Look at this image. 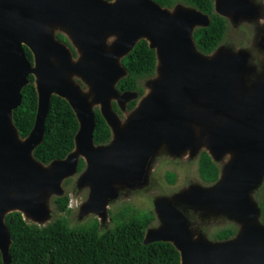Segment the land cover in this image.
Instances as JSON below:
<instances>
[{"label":"water","instance_id":"95a60500","mask_svg":"<svg viewBox=\"0 0 264 264\" xmlns=\"http://www.w3.org/2000/svg\"><path fill=\"white\" fill-rule=\"evenodd\" d=\"M170 10L152 0H0V253L4 264L9 262L10 246L4 216L18 211L34 222L48 219L46 196L63 194L61 184L77 172L80 157L85 169L79 184L90 189L81 214L93 213L103 221L107 204L119 190L146 182L156 155H188L196 149L201 131L212 158L217 161L230 153L229 161L212 186L184 188L171 198H159L161 225L148 231L143 243H171L179 253V264H264V225L251 196L264 178V75L247 88L252 50L226 53L219 46L203 55L195 48L192 32L207 26L208 16L181 4ZM214 11L238 22L257 18L259 9L252 0H214ZM55 26L67 31L79 52L76 58L49 34ZM108 34L117 35L109 49L104 44ZM140 39L155 51V76L146 81L150 92L131 110L128 130L115 132L112 101L123 107L137 96L115 88L126 74L120 60ZM256 44L264 50V35ZM24 47L30 50L33 64L26 60ZM28 75L37 106L33 127L21 139L11 115L21 102ZM72 75L88 86V95L69 80ZM52 95L68 102L78 129L73 150L64 159L43 165L32 151L42 141ZM94 107L111 130L107 145L93 144ZM179 202L242 223V229L225 241L194 239L187 221L171 209ZM164 209L169 213L163 214Z\"/></svg>","mask_w":264,"mask_h":264},{"label":"trees","instance_id":"16d2710c","mask_svg":"<svg viewBox=\"0 0 264 264\" xmlns=\"http://www.w3.org/2000/svg\"><path fill=\"white\" fill-rule=\"evenodd\" d=\"M111 1V0H106ZM162 8L172 9L181 4L207 15L209 23L205 27H196L192 32L195 48L203 55L212 53L222 42L227 29L226 18L214 11V0H152ZM55 39L67 46L73 58L77 53L70 41L61 33ZM26 60L33 64L30 50L24 47ZM126 74L116 84V90L135 92L136 98L127 102L125 109L133 110L139 99L144 96L141 82L155 76L156 55L146 40L140 39L120 60ZM21 90V102L12 111L11 119L19 137L25 138L31 131L37 106V93L31 75ZM112 109L119 113L117 104ZM95 126L92 135L94 145H107L112 133L101 116L98 107H94ZM78 121L68 102L52 95L44 120L42 141L32 151L33 158L48 165L54 160L64 159L74 148V135ZM85 162L79 158L76 171L82 173ZM219 166L206 152H201L197 160V172L200 179L211 184L217 182ZM174 174L166 173V179L173 183ZM68 179L63 183H67ZM254 199L258 205L259 220L264 225V180L255 190ZM50 206L59 215L53 216L46 224L29 223L18 211L4 216V223L10 236L8 264H179L178 251L168 242L143 243L145 229L151 224L150 213H138L132 207L125 206L115 212H109L111 225L101 230L99 222L92 217L84 223L71 225L68 219L70 209L67 193L53 196ZM235 233L233 227L224 228L213 236L214 240H229ZM0 264H4L0 253Z\"/></svg>","mask_w":264,"mask_h":264},{"label":"rangeland","instance_id":"374dc122","mask_svg":"<svg viewBox=\"0 0 264 264\" xmlns=\"http://www.w3.org/2000/svg\"><path fill=\"white\" fill-rule=\"evenodd\" d=\"M252 3L256 6L257 5L260 6L261 9L264 8V0H252ZM176 5H179V4H176ZM176 5H174L173 8ZM173 8L170 11H172ZM256 19L258 20L255 21ZM48 32L52 36H55L56 33H61L64 36H66V38L69 37L67 31L57 26L51 27L50 29H48ZM262 35H264V15H260V9H259V16H257V18H254L252 20H240V22L230 21V23L229 22L227 23V29H226L225 36L223 38L221 48L223 51H226V53L230 51L232 52V51L239 50L241 48H244L245 46L246 48L247 47L252 48V46H254L258 42V40L260 39ZM116 39H117V35L108 34L104 40L105 46L109 49L112 46L113 42L116 41ZM76 52L79 55L78 50ZM251 52L253 55L248 60V66L250 67V72L249 74H247V77L245 78V85L247 88L254 87L264 75V70L258 71L257 62H256V59H257L256 56L264 55V50H261L257 45L255 48H253ZM254 53L256 54V56L254 55ZM260 67L264 69V63H261ZM69 80L77 84L80 90L84 94L88 95V92H89L88 86L83 84L77 76L72 75L70 76ZM141 85L143 86L142 88L144 90V93L148 94L150 92V86L146 85V82H144V80L141 82ZM118 110H119V113H115L116 118H117V126L113 130H115V132L122 133L128 130L129 121L131 117L133 116V114H132V111H127L125 109V106L123 107L119 106ZM196 137H197L196 149L193 152L188 153L186 158L179 159V157H176L178 159H176L175 161H172L166 158L167 154L156 155L150 165V169H152L151 176H150V178L152 179L151 180L152 186H150L146 190H141L142 188L141 189L134 188V189L119 190L117 192L116 197L113 198L107 204L106 210L110 209L112 212H115L116 210L120 209L124 205H130L133 209H136L139 211H147L151 209V204L149 203L151 196L173 197L183 188L202 187V185H205V183L200 179L199 174L197 172L198 153L201 149L207 150V147L205 144V136L202 134V131H201L200 133H197ZM161 155H164L166 157H160ZM169 157L173 158L171 156ZM230 157H231L230 153H225L224 155L221 156V158L217 162L219 164L220 163L226 164L229 161ZM167 171L172 172L175 175L174 184L169 185L166 182L165 172ZM80 175L81 173L79 174L76 172L74 175L67 178L68 182L66 184L63 183L64 181L61 184L63 194L67 193L68 195V206H69V209L71 210L68 215L70 224L78 225L80 223H84L88 221L92 217H95L99 222H101L100 221L101 218L98 217L96 214H93V213H89L87 215L81 214V205L87 201L90 189H89L88 184H84V185L79 184ZM260 185L258 187H260ZM255 190H253L251 193V196L253 199H254ZM53 196L54 195L52 194H48L45 200L46 204L48 205L50 209V214H49L48 219H46L44 222H34L33 220L23 216L24 219H26V221H28L29 223L44 225L53 216L59 215V213L55 212L53 208L50 206L49 199H51ZM189 208L199 211L201 216H203L204 218L206 217V219L210 221L209 222L210 224L207 225V228L205 229L204 234L202 233L203 231L201 232L198 230L195 231L191 229L194 239L202 238V237H206L207 239L208 237H211L212 234L216 230L224 228L229 225L230 221H234L232 219L225 218V216L213 213L212 211L193 208V207H189ZM257 221L258 219L255 220V222ZM238 225H239V229L241 230L243 224L238 223ZM104 229L105 227L102 226L101 230H104ZM205 234L206 236H204Z\"/></svg>","mask_w":264,"mask_h":264},{"label":"flooded vegetation","instance_id":"af4514ba","mask_svg":"<svg viewBox=\"0 0 264 264\" xmlns=\"http://www.w3.org/2000/svg\"><path fill=\"white\" fill-rule=\"evenodd\" d=\"M258 6V5H257ZM261 7H262V5H261ZM258 9H260V15H264V8H260V6H258ZM257 16H259V11H258V15ZM224 18H226V17H224ZM226 20H227V22H229L230 23V20L228 19V18H226ZM258 19H256L255 21H257ZM240 22V21H239ZM225 36V35H224ZM222 42H223V40H222ZM222 42L216 47V49L219 47V46H221L222 45ZM244 48H246V46L244 47ZM249 48H251V47H249ZM215 49V50H216ZM214 50V51H215ZM213 51V52H214ZM212 52V53H213ZM211 54V53H210ZM256 56V55H255ZM254 56V57H255ZM201 152H206L209 156H210V158L214 161V162H216V164L219 166V176H218V179H219V177H220V175H221V172H222V168H223V166H224V164L222 163H218L215 159H213L212 158V156L210 155V153L206 150V149H201L200 151H199V153H198V158H199V155H200V153ZM160 157H166V156H164V155H161ZM160 157H158V158H160ZM187 157V155L185 156V157H179V159H182V158H186ZM166 158H168L169 160H172V161H175L176 159H178V158H170L168 155H167V157ZM198 160V159H197ZM151 171H152V169H150L149 171H148V175H147V179H146V182L143 184V185H141L140 187H138V188H142L141 190H146L147 188H149L150 186H152L151 185V178H150V176H151ZM166 173H172V172H165V179H166ZM173 174V173H172ZM175 176V175H174ZM149 177V178H148ZM218 181V180H217ZM166 182L169 184V185H171V184H174L175 183V177H174V181H173V183H169L168 181H167V179H166ZM205 183V182H204ZM214 183H216V182H214ZM214 183H211V184H207V183H205V185H202V187H205V188H207V187H210V186H212ZM184 189V188H183ZM171 198L170 196H163V198ZM159 198H162L161 196H151V199L149 200L150 202V204H151V209H149V210H147V211H139V210H136V209H134L136 212H138V213H150V215L152 216V220H151V224L145 229V231H144V235H143V240H144V238H145V236H146V234L148 233V231H150V230H156V229H158L159 227H160V225H161V221H160V214L162 213V208H163V205H162V203L158 200ZM256 202V201H255ZM125 206H130V205H124L123 207H125ZM173 206V205H172ZM131 207V206H130ZM122 208V207H121ZM171 209H173V210H175V211H177L179 214H181L182 215V217L187 221V224H188V229L191 231V229H193V230H198V231H203L202 233L204 234L205 233V229L207 228V225H209L210 223V221H208L207 219H206V217L204 218L203 216H201V214H200V212L199 211H196L195 209H192V208H189V206H187L186 204H184V203H178L177 205H174ZM109 212H112L110 209H108V210H106V219H104L103 221H101V222H99V226H100V229H101V227L103 226V227H105V229H107L110 225H111V222H110V219H109ZM165 213H169V210L167 209H164L163 210V214H165ZM226 218V217H225ZM224 218V219H225ZM223 219V218H222ZM260 221V220H259ZM109 224V225H108ZM228 227H233L234 229H235V233H234V235L231 237V238H233V237H235L238 233H239V231H240V229H239V225H238V222H236V221H230V223H229V225L228 226H226V227H224V228H228ZM224 228H221V229H218V230H216L213 234H212V236L211 237H208L207 239L209 240V241H217V240H214L213 239V236L216 234V232H218V231H220V230H222V229H224ZM104 229V230H105ZM191 233H192V231H191ZM204 236H206V234L204 235ZM192 237H193V235H192ZM206 238V237H205ZM230 238V239H231ZM169 243V242H168ZM180 258V257H179ZM179 263H180V261H179Z\"/></svg>","mask_w":264,"mask_h":264},{"label":"clouds","instance_id":"9594fccd","mask_svg":"<svg viewBox=\"0 0 264 264\" xmlns=\"http://www.w3.org/2000/svg\"><path fill=\"white\" fill-rule=\"evenodd\" d=\"M254 55H256V54L254 53ZM256 57H257L256 62H257V69H258V71L264 70V69H262L260 67L261 63H264V55H257Z\"/></svg>","mask_w":264,"mask_h":264},{"label":"bare ground","instance_id":"6f19581e","mask_svg":"<svg viewBox=\"0 0 264 264\" xmlns=\"http://www.w3.org/2000/svg\"><path fill=\"white\" fill-rule=\"evenodd\" d=\"M251 50H253V48H250ZM253 55V54H252ZM186 154H184L182 157H185ZM115 188H118L117 185H114Z\"/></svg>","mask_w":264,"mask_h":264}]
</instances>
